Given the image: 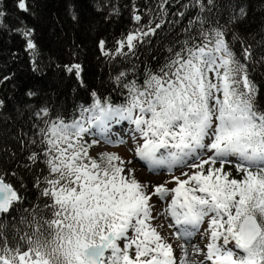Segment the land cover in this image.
Returning a JSON list of instances; mask_svg holds the SVG:
<instances>
[{
    "label": "snow or ice",
    "instance_id": "snow-or-ice-1",
    "mask_svg": "<svg viewBox=\"0 0 264 264\" xmlns=\"http://www.w3.org/2000/svg\"><path fill=\"white\" fill-rule=\"evenodd\" d=\"M35 5L36 0H13L23 16L10 29L23 41L33 71L41 53L35 29L24 17L35 15ZM171 6V0H158V15L143 23L133 3L134 27L112 46L99 39L97 58L116 63L135 57L166 24L179 23L168 20ZM67 7L71 20L79 23L75 5ZM181 7L184 11L172 15L183 19L189 9L196 14L182 29L178 50L169 47L165 62L155 71L146 68L142 80L129 79L126 70L114 77L127 92L124 104L113 105L91 91V104L79 105L70 120L52 118L47 106L32 109L31 118L39 123L32 125L35 148L23 167L42 163L45 170L32 184L37 202L25 207L18 221L11 214L25 202V185L22 179L19 187L7 179L16 177L15 171L0 170V264H264V111L257 106L259 89L249 75V65L264 63V55L255 60L253 46L229 27L247 16L240 3L187 0ZM111 15L118 10L113 8ZM6 16L0 0V29L8 27ZM232 41L241 45L239 56ZM257 43L264 45V37ZM61 71L87 87L82 63L70 60ZM11 79L4 75L0 84ZM25 95L31 99L37 93ZM5 108L0 98V112ZM124 121L132 126L135 155L150 169L191 171L166 182L174 187L161 183L149 192L120 156H92L89 149L99 141L89 143L85 137L99 133L111 143L106 138L110 126ZM225 165H234L240 178L225 171ZM153 196L170 197L165 214L181 230L177 239H190L192 230L207 221V243L192 250L198 259L190 260L182 245L177 261L172 244L151 223Z\"/></svg>",
    "mask_w": 264,
    "mask_h": 264
},
{
    "label": "trees",
    "instance_id": "trees-1",
    "mask_svg": "<svg viewBox=\"0 0 264 264\" xmlns=\"http://www.w3.org/2000/svg\"><path fill=\"white\" fill-rule=\"evenodd\" d=\"M69 2L75 5L79 23L69 16ZM133 3L143 14V23L158 15V0H108L107 3L105 0H36L35 15L24 17L27 25L35 29L34 39L41 53L38 70L33 71L30 57L23 50V41L10 31L20 24L17 17L23 14L15 10L13 0H3L8 27L0 29V77L10 75L12 79L0 84V98L6 101V108L0 112V170L15 171L17 176L7 179L17 187L22 179L25 185L21 190L25 202L11 214L17 221L26 215L23 212L25 207L37 202L38 193L32 184L35 176L42 175L45 170L42 163L30 170L23 167L27 163L25 157L28 152L35 148L30 144L36 131L32 125L39 123L31 118L32 109L47 106L52 118L62 115L70 120L79 105L91 104V91H96L101 99L107 98L113 105L124 104L127 92L114 83V77L119 71L126 70L129 79L138 76L142 80L146 68L157 70L169 57V47L178 50L177 42L185 35L182 29L187 26L188 19L196 14L195 9H189L183 19L172 15L184 11L181 4L187 3V0H171L168 20H179V23L166 24L151 39V43L137 49L135 57L116 63L98 59L96 42L99 39L107 40L112 46L116 39L134 27L131 20ZM231 3L233 7L237 3L244 6L247 16L239 24L229 27L245 44L253 46L254 59L259 61L264 55V45L257 43L264 37V0H231ZM97 6L102 7L103 11H97ZM113 8L118 10V15L108 16ZM224 19L227 16L221 19V23ZM228 39L231 41V34ZM232 46L239 56L240 43L232 41ZM70 60L82 63L86 88L79 87L73 78L66 77L61 71L62 65ZM249 75L259 89L257 106L264 111V63L250 64ZM29 90L37 95L30 99L25 95ZM238 177L239 174L234 175V178ZM5 223H9L7 218ZM20 227L25 228L24 225Z\"/></svg>",
    "mask_w": 264,
    "mask_h": 264
},
{
    "label": "rangeland",
    "instance_id": "rangeland-1",
    "mask_svg": "<svg viewBox=\"0 0 264 264\" xmlns=\"http://www.w3.org/2000/svg\"><path fill=\"white\" fill-rule=\"evenodd\" d=\"M116 124H119V123H113L110 126V129L107 133L106 138H107V140H110L111 143L106 142L105 139H101L99 133H96L95 135H87L85 137V139L89 143H91L93 140L99 141L98 143L94 144L89 149L90 154L92 156H97L98 154H100L102 152H104V153L106 152V153H115L116 155L120 156L125 161L126 170H128V169L132 170L135 178L139 182H141L142 184H146V185H148V182H150V184L148 185V191L149 192H151L154 189V187L156 186V183H157V185L161 184V183H165L166 186L169 188L174 187L175 186L174 184H167L166 182L171 180L173 175H175V176L181 175L182 171H191L188 168L184 167V168L173 169L172 172L169 173V171L167 169L162 168V170L158 171L157 173H152V171H149L148 169L142 167V164L137 160L135 152H134V149L136 147V141H134L131 138V135H132L131 134V127L132 126H130L126 121L119 124V126ZM93 131L95 132V130H93ZM121 140L123 141V143L119 142ZM217 167H219V164L217 165ZM224 168H225V171L231 172L233 177L235 174H238L235 170L234 165H225ZM157 174H158V179H156V182L153 183L151 179L154 178L155 177L154 175H157ZM239 178L240 177H238V179ZM169 201H170V197L168 198V200H166L165 203H162L163 200H161L159 197L153 196L150 203L153 206L152 214L155 217V219H153L151 221L153 227H156L157 230L160 232V234H162V236L165 238L166 242L171 244V241H170V238H171L170 236H172L171 228L170 229L165 228L164 223H163V219L166 217L165 216V209L167 208V204ZM167 219H168V216H167ZM169 220H171V219H169ZM206 228H207V221H205V223L201 226L202 230H199V231L192 230V233L194 232L192 236H194L196 233L195 237H193L194 239H198L199 237L202 238L199 245L197 244L199 242L191 240L190 247L192 248V250H193V246L194 247L199 246V248H204L205 244L207 243V239L205 236H203V232H204V229H206ZM166 234H170V236L166 235ZM192 242H194V243H192ZM195 244L197 246H195ZM172 246H173V249L180 247L179 244L172 245ZM179 256L181 257L182 254L180 253Z\"/></svg>",
    "mask_w": 264,
    "mask_h": 264
},
{
    "label": "bare ground",
    "instance_id": "bare-ground-1",
    "mask_svg": "<svg viewBox=\"0 0 264 264\" xmlns=\"http://www.w3.org/2000/svg\"><path fill=\"white\" fill-rule=\"evenodd\" d=\"M121 123H123V122H121ZM121 123H119V124H121ZM119 124H116V125H118L119 126ZM115 125V126H116ZM136 158H137V160L142 164V167H144V168H146V169H148L149 171H152V173H157L158 171H160V170H162V168H158V169H150V166L145 162V161H143V160H140L137 156H136ZM174 169H177V168H174ZM190 170V169H189ZM175 171V170H174ZM173 171V172H174ZM155 177L154 178H152L151 180H152V182L153 183H155L156 182V179H158V174L157 175H154ZM180 176V175H179ZM150 184V182H148V185ZM156 185H157V183H156ZM158 199V198H157ZM166 202V200H163V202L162 203H165ZM152 205V204H151ZM162 206V205H161ZM165 206V205H164ZM165 218L163 219V223H164V227L165 228H171V233H172V236H170V234H166V235H169L171 238H170V241H171V244L172 245H176V244H179L180 245V247H178V248H176V249H174L175 251H174V254H175V256H176V259H177V261L179 262L180 261V259H181V257L179 256L180 255V253L182 254V250H181V246L183 245L184 247H186L187 249H188V251H189V259L190 260H196L197 258L195 257L194 258V256L192 255V248L190 247V244H191V240L192 241H197V242H199V243H197L198 245L200 244V241L202 240V238L201 237H199L198 239H194L193 237H195V235H196V233H195V235L194 236H192L193 235V233H192V235H191V237H190V239H188V240H185V239H183V238H180V239H177V232L178 231H181L180 229H178L175 225H174V223L172 222V220H169V219H171V218H169L168 217V219H167V215L165 214ZM154 222V221H153ZM169 225H173L172 227H169ZM200 230H202L201 228H200ZM195 231V230H194ZM168 232V231H167ZM162 235V234H161ZM165 235V236H166ZM168 237V236H167ZM192 243H194V242H192ZM194 245V244H193ZM195 246H197L196 244H195ZM194 247V246H193ZM199 247V246H198Z\"/></svg>",
    "mask_w": 264,
    "mask_h": 264
}]
</instances>
